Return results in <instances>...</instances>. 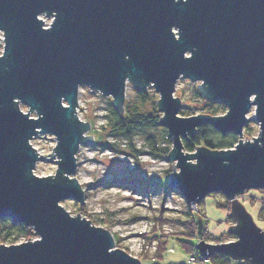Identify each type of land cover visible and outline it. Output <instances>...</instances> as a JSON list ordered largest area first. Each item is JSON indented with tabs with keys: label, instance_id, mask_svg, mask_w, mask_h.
<instances>
[{
	"label": "water",
	"instance_id": "1",
	"mask_svg": "<svg viewBox=\"0 0 264 264\" xmlns=\"http://www.w3.org/2000/svg\"><path fill=\"white\" fill-rule=\"evenodd\" d=\"M43 14L54 18L48 28ZM0 30V220L38 235L1 244L0 264H142L114 249L111 232L61 206L64 200L84 203L76 155L94 142L91 122L77 116L79 88L111 97L123 114L127 82L159 95L160 125L172 139L169 186L189 205L212 193L230 202L228 233L237 240L201 239L199 255L264 264V231L237 198L264 191V0H0ZM182 77L200 82L202 96L223 103L226 113L180 117L175 90ZM252 108L259 135L244 141ZM205 125L237 135V144L185 152L182 140ZM40 134L56 138L55 175L33 173L44 161L30 143ZM201 227L199 220V234Z\"/></svg>",
	"mask_w": 264,
	"mask_h": 264
},
{
	"label": "rangeland",
	"instance_id": "2",
	"mask_svg": "<svg viewBox=\"0 0 264 264\" xmlns=\"http://www.w3.org/2000/svg\"><path fill=\"white\" fill-rule=\"evenodd\" d=\"M43 18L46 25L51 22L50 17L44 15ZM198 84L201 85L200 82H192L184 77L178 80L175 97L182 101L178 115H210L215 108H218L217 116L225 114L227 107L223 103L217 100L203 102L204 97L202 98L197 88ZM137 91L139 90L128 83L125 101L132 103L144 114L154 113L157 106L155 100H159L155 89L151 86L146 89L149 97L145 100L139 97ZM111 100V97L101 96L96 90L82 87L78 104L81 117L92 124L88 135H94L93 131L96 130L104 135V139L100 143L94 141L89 145H81L76 155L78 168L75 178L85 192L84 203L64 200L61 206L72 217L79 213L80 218L85 217L92 225L111 232L117 241L114 249H121L140 259L142 264H155L157 261L161 264H191L190 258L196 253H188L184 249L185 245L196 248L201 239L210 244L236 241L237 238L228 233V227L234 224V220L228 215L230 202L221 193H212L197 204V211L207 220L204 238L201 234H198L201 239L198 238L197 233L190 235L191 231L187 226H190L194 217L193 211L181 193L168 187L173 162L152 156L148 144V139L154 138L159 148L172 149L170 134L163 126L139 129L131 143L111 135L107 122ZM20 109L25 113L29 112L24 104L20 105ZM29 114L30 117H37L35 112ZM248 118L250 121L244 127L243 140L247 137L249 141H253L259 135L253 108L249 111ZM31 142L39 154L44 156V161L37 163L33 173L39 177L55 175L58 158L52 155V151L56 147V138L50 134H40L33 137ZM175 171L178 172L177 166ZM120 180L137 184L114 183ZM237 198L253 216L256 224L264 226V191L248 190ZM32 232L30 239L20 235L15 239L10 237L0 245H18L38 239L33 229ZM155 234L161 236V241L154 238ZM162 251V259L154 260ZM231 262L233 264L239 261L231 259Z\"/></svg>",
	"mask_w": 264,
	"mask_h": 264
},
{
	"label": "trees",
	"instance_id": "3",
	"mask_svg": "<svg viewBox=\"0 0 264 264\" xmlns=\"http://www.w3.org/2000/svg\"><path fill=\"white\" fill-rule=\"evenodd\" d=\"M139 97L141 99L145 100L149 97V94L146 90L137 91ZM204 96H202L203 98ZM204 103L213 102L211 99L203 98L202 99ZM220 102V101H219ZM221 103V102H220ZM125 111L123 114L118 112L112 105H110V116L108 118V127L110 129V134L115 137H120L125 140H127L129 143L132 142L134 135L139 129H146V128H155L159 127L160 120H161V114L159 113L158 104L156 108L154 109V113L152 114H144L140 112L136 106H134L132 103L125 101ZM218 108H215L210 112L211 116H217ZM167 132L166 130H164ZM95 141H98V143L103 142L104 135L100 132H96V130L93 131ZM171 140V139H170ZM239 138L237 135L233 133H228L226 135H222L217 130H215L212 126L205 125L201 126L197 129L195 134L190 135L187 139H183V149L185 152H193L198 147H206L213 150H226L233 148ZM148 144L150 146V154L156 158L161 159H167L169 152L171 149L169 148H159L157 145V140L154 138L148 139ZM115 184H123V185H134L137 184L132 181H124L120 180V182H114ZM171 188L170 186H168ZM183 197V196H182ZM227 201H229L226 198ZM194 217L192 218V221L190 223V226H187L188 229H190L191 234L195 235L197 233V237L201 239L205 236V225L207 224V220L204 216H202V213L200 212H192ZM190 215V214H189ZM199 220L202 223L203 231L201 233V236H199ZM194 231V232H193ZM155 232V231H153ZM199 234V235H198ZM23 235L27 239H30L33 236L32 229L30 227L24 226L23 224H14L9 219L0 220V243L3 241L8 240V238L12 237L13 239L17 238L18 236ZM231 237H234L233 235H230ZM154 238H158L159 241L161 236L154 235ZM115 242L116 238H115ZM163 244V243H162ZM161 246V245H160ZM159 246V247H160ZM188 248L186 245L184 246V249L188 253L195 252L196 255L199 254L197 249L189 245ZM164 249V248H163ZM143 256V255H142ZM163 251L159 253L154 260L162 259ZM146 257V256H144ZM153 260V259H152ZM199 264H206L207 262H212L211 264H232L231 259L227 257L226 255L222 253H214L212 256L208 258L207 262L202 261L198 258ZM197 263V264H198ZM155 264H161L159 261H157ZM233 264H241L240 262L233 263Z\"/></svg>",
	"mask_w": 264,
	"mask_h": 264
},
{
	"label": "built area",
	"instance_id": "4",
	"mask_svg": "<svg viewBox=\"0 0 264 264\" xmlns=\"http://www.w3.org/2000/svg\"><path fill=\"white\" fill-rule=\"evenodd\" d=\"M47 16V18L48 17H50L51 18V22H49V24L48 25H46V23H45V20H44V18H43V16ZM40 19H42L43 21H44V27L45 28H48L49 26H50V24L53 22V17L52 16H48V15H46V14H43V15H40ZM46 25V26H45ZM4 39H5V37H4V33H3V31H1L0 30V47H2V54H3V52H4V46H5V41H4ZM2 54L0 55V56H2ZM128 83L129 82H127V86H126V91H127V87H128ZM81 90H82V87H80L79 88V95L81 94ZM96 92L97 93H99L101 96H103L99 91H97L96 90ZM79 102V101H78ZM77 116H78V118L81 120V121H86V120H84L82 117H81V111H80V108H79V104H78V107H77ZM91 127H92V124H91ZM94 141H95V137H94ZM30 143H31V145H32V142L30 141ZM33 146V145H32ZM37 150V149H36ZM38 152V151H37ZM39 153V152H38ZM189 207L191 208V210L193 211V212H197V205H189ZM261 229L264 231V226H261ZM198 258L199 259H201L202 261H204V262H207L208 261V258L207 257H203V256H200L199 254L198 255H194V256H192L191 258H190V261H189V263H191V264H197L198 263Z\"/></svg>",
	"mask_w": 264,
	"mask_h": 264
}]
</instances>
